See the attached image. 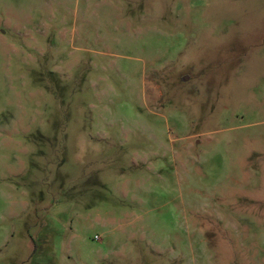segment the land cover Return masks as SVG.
<instances>
[{
  "label": "rangeland",
  "instance_id": "1",
  "mask_svg": "<svg viewBox=\"0 0 264 264\" xmlns=\"http://www.w3.org/2000/svg\"><path fill=\"white\" fill-rule=\"evenodd\" d=\"M0 264H264V0H0Z\"/></svg>",
  "mask_w": 264,
  "mask_h": 264
}]
</instances>
